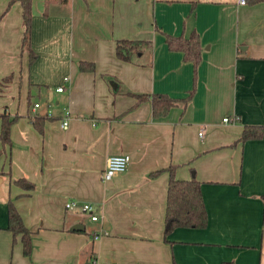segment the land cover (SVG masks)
<instances>
[{
	"label": "crops",
	"instance_id": "crops-1",
	"mask_svg": "<svg viewBox=\"0 0 264 264\" xmlns=\"http://www.w3.org/2000/svg\"><path fill=\"white\" fill-rule=\"evenodd\" d=\"M31 12L29 65L21 4L0 0V113L17 115L0 142V264H264V131L239 140L243 125L264 124V0H31ZM159 30L196 31L202 58L186 106L153 117L127 91L182 97L193 82ZM119 38L152 47L122 60ZM47 112L39 131L33 117ZM115 154L127 167L102 181ZM170 164L201 182L207 223L164 239L168 172L149 173ZM9 200L31 231L29 256L6 229ZM68 200L91 202L98 219Z\"/></svg>",
	"mask_w": 264,
	"mask_h": 264
},
{
	"label": "trees",
	"instance_id": "trees-1",
	"mask_svg": "<svg viewBox=\"0 0 264 264\" xmlns=\"http://www.w3.org/2000/svg\"><path fill=\"white\" fill-rule=\"evenodd\" d=\"M65 1V0H61ZM256 2L260 0H248ZM22 8V23L24 26L21 39V46L28 51V63L31 65L36 53L31 47V0H19ZM156 29H158L155 26ZM163 36L166 46L169 50L179 51L182 59L192 64L193 82L191 88L182 97L170 96L162 92H132L128 94L136 98V103L148 100L151 106L153 117L165 115L172 106L182 105L184 108L192 98L195 91L196 68L202 58V44L196 31H191L188 36L173 35L159 30ZM152 42L150 40L119 38L115 41V54L118 58L126 61L133 60V57L144 49H150ZM78 69L81 71L94 70L92 61L80 60ZM135 103V104H136ZM48 115H36L33 117V123L39 131H42V121ZM17 115L9 116L7 113H0V142L2 146L10 142L9 132L12 122ZM264 124H245L242 127L239 136L240 141L249 138H256L263 134ZM175 166L170 164L165 168L151 171L149 176H155L159 172L166 170L168 172L166 201L163 214V234L164 239L176 227H204L207 223V213L202 199L200 181L192 175L188 179H179L174 175ZM17 182H25L20 179ZM13 241L17 236L22 243V253L29 256L32 250L31 231L24 224L22 217L16 209L12 200L7 202V225ZM174 264V263H173Z\"/></svg>",
	"mask_w": 264,
	"mask_h": 264
},
{
	"label": "built area",
	"instance_id": "built-area-1",
	"mask_svg": "<svg viewBox=\"0 0 264 264\" xmlns=\"http://www.w3.org/2000/svg\"><path fill=\"white\" fill-rule=\"evenodd\" d=\"M239 3H246L247 0H237ZM65 82H69L70 78L68 76H65L63 78ZM65 89L64 84L57 85L55 87L56 91H63ZM38 106V103H34L32 108H35ZM47 115H50V112H47ZM229 120L228 117H224L223 121ZM68 123L67 115L65 116L64 119L61 120L60 124L61 127H66ZM198 135H202V131L198 132ZM129 161V156L127 154H115V155H110L106 159V164L104 169L101 172V180L102 181H108L111 179L114 175L123 172L128 164ZM65 207L66 208H78L80 211L85 212L89 215L91 220H97L98 219V214L94 212V205L91 202H77L75 200H68L65 202ZM107 232L102 230L99 231L98 233H94V238H97L101 234H106Z\"/></svg>",
	"mask_w": 264,
	"mask_h": 264
},
{
	"label": "water",
	"instance_id": "water-1",
	"mask_svg": "<svg viewBox=\"0 0 264 264\" xmlns=\"http://www.w3.org/2000/svg\"><path fill=\"white\" fill-rule=\"evenodd\" d=\"M111 85H112V88L113 90H116L117 89V83L114 82V81H111ZM70 229H73V230H82L84 229V226L80 223H75L73 224Z\"/></svg>",
	"mask_w": 264,
	"mask_h": 264
}]
</instances>
